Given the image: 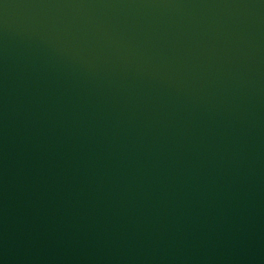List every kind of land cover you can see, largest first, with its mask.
<instances>
[{"label": "water", "instance_id": "obj_1", "mask_svg": "<svg viewBox=\"0 0 264 264\" xmlns=\"http://www.w3.org/2000/svg\"><path fill=\"white\" fill-rule=\"evenodd\" d=\"M0 264H264V0H0Z\"/></svg>", "mask_w": 264, "mask_h": 264}]
</instances>
